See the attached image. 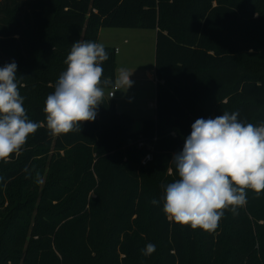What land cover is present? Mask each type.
<instances>
[{"label": "trees", "instance_id": "trees-1", "mask_svg": "<svg viewBox=\"0 0 264 264\" xmlns=\"http://www.w3.org/2000/svg\"><path fill=\"white\" fill-rule=\"evenodd\" d=\"M102 28L156 30V115L134 130L106 87L94 121L54 136L46 98L72 44L99 43ZM104 46V76L115 79L116 48ZM12 61L41 127L0 161V264H264V192L246 190L214 232L163 212L164 187L179 178L171 161L196 119L264 123V0H0V67ZM49 151L53 179L40 188L34 159Z\"/></svg>", "mask_w": 264, "mask_h": 264}, {"label": "clouds", "instance_id": "clouds-1", "mask_svg": "<svg viewBox=\"0 0 264 264\" xmlns=\"http://www.w3.org/2000/svg\"><path fill=\"white\" fill-rule=\"evenodd\" d=\"M108 59L103 44L81 40L72 44L64 61L67 68L43 109L50 134L80 131L83 122L95 120L106 87L115 90L113 96L132 86V73L126 69L115 79L104 76L103 63ZM20 87L17 63L0 67V161L4 163L13 154L19 157L28 137L41 127L28 118ZM238 117V112H224L215 118H198L191 125L182 151L171 161L179 178L164 187L163 212L169 220L214 232L225 210L238 214L247 203L246 190L257 195L264 192V123L256 126ZM24 172L31 174L27 167ZM37 183H43L39 173ZM150 202L154 206L160 203L156 199ZM155 251L151 242L141 249L146 257Z\"/></svg>", "mask_w": 264, "mask_h": 264}, {"label": "rangeland", "instance_id": "rangeland-1", "mask_svg": "<svg viewBox=\"0 0 264 264\" xmlns=\"http://www.w3.org/2000/svg\"><path fill=\"white\" fill-rule=\"evenodd\" d=\"M112 28H103L101 42L104 43L107 36V32H111ZM126 34L129 36V42L124 43L123 37H115L114 42L121 48V54L117 56L119 60V72L121 69H126L129 73H132L136 69L141 68V87H138V90H135L136 97L131 98V93H133L132 87L126 90H117L115 92L116 98L115 102L118 107V111L121 113H128L133 117L138 115H143L145 117H152L156 113V86L154 82L149 79L147 74V69L153 65L155 61V47H156V30L152 29H129L126 28ZM110 41V40H108ZM101 43V44H102ZM139 67V68H138ZM135 68V69H133ZM134 85V82L132 86ZM128 95V96H127ZM143 126V123L135 118L134 130H138ZM63 154L62 152H60ZM55 156L52 159V156ZM58 156L53 151H49L47 154H38L34 159L35 173L34 177H37V173L43 179L44 184L53 179V172L50 171L51 165L57 160ZM8 205V202L5 203V206ZM32 208L37 210L40 206V203L33 202Z\"/></svg>", "mask_w": 264, "mask_h": 264}, {"label": "crops", "instance_id": "crops-1", "mask_svg": "<svg viewBox=\"0 0 264 264\" xmlns=\"http://www.w3.org/2000/svg\"><path fill=\"white\" fill-rule=\"evenodd\" d=\"M112 29L113 30H111V32H107L106 33L107 36H106L105 40L107 39V41H105L104 43L101 42L103 28L100 30L99 43L100 44L102 43L103 45H106V46L115 47L116 48V56H118L119 54H121V48L118 47L117 44L113 43L114 42V38L117 37V36L118 37H123V39H124L123 42L127 43V42H129V36L126 34L127 33L126 30H125L126 28H112ZM108 40H110V41H108ZM133 69H135V68H133ZM140 71H141V68L136 69L133 72V76H130V79L134 82V85L131 86L132 87L131 89L134 90L133 93H131V98L136 97L135 90H138L139 89L138 87H141V83H142L143 80L141 79ZM147 74H148L149 79L152 80V82H154V85L156 86V84H157V76H156V72H155V61H154L153 65H151L147 69ZM118 75H119V60L117 59L116 77H118ZM115 98H116V96H115ZM115 98H114V100H115ZM116 107H117V104H116ZM117 110H118V107H117ZM155 115H156V113H155ZM155 115H153L150 118H154ZM134 118H137V119H139L142 122V119H145V118H148V117H145L143 115H138L137 117H134Z\"/></svg>", "mask_w": 264, "mask_h": 264}, {"label": "built area", "instance_id": "built-area-1", "mask_svg": "<svg viewBox=\"0 0 264 264\" xmlns=\"http://www.w3.org/2000/svg\"><path fill=\"white\" fill-rule=\"evenodd\" d=\"M115 90L112 88V89H110L108 92H107V97L109 98V99H114L115 98V93H114V95L113 96H111V94L114 92ZM151 159V155L150 154H148V155H146V158H145V160H144V162H146L147 160H150Z\"/></svg>", "mask_w": 264, "mask_h": 264}]
</instances>
